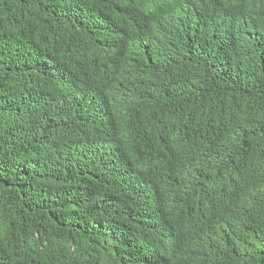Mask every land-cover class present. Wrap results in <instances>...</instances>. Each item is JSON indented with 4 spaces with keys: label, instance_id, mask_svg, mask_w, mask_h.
<instances>
[{
    "label": "trees",
    "instance_id": "16d2710c",
    "mask_svg": "<svg viewBox=\"0 0 264 264\" xmlns=\"http://www.w3.org/2000/svg\"><path fill=\"white\" fill-rule=\"evenodd\" d=\"M0 264H264V0H0Z\"/></svg>",
    "mask_w": 264,
    "mask_h": 264
}]
</instances>
